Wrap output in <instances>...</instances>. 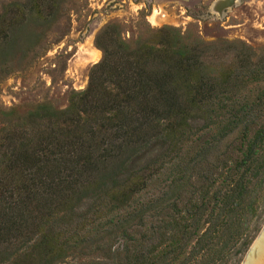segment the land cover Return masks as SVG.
I'll list each match as a JSON object with an SVG mask.
<instances>
[{
  "label": "trees",
  "instance_id": "1",
  "mask_svg": "<svg viewBox=\"0 0 264 264\" xmlns=\"http://www.w3.org/2000/svg\"><path fill=\"white\" fill-rule=\"evenodd\" d=\"M74 1L10 0L0 75ZM94 42L64 107L0 109V264H55L105 237L124 241L110 260L74 264H226L264 205V52L167 26L126 41L107 24Z\"/></svg>",
  "mask_w": 264,
  "mask_h": 264
},
{
  "label": "rangeland",
  "instance_id": "2",
  "mask_svg": "<svg viewBox=\"0 0 264 264\" xmlns=\"http://www.w3.org/2000/svg\"><path fill=\"white\" fill-rule=\"evenodd\" d=\"M10 0H0V12ZM75 0L68 18L53 26L43 50L21 68L0 75V109H26L39 102L56 107L69 94L85 88L90 67L101 58L95 35L107 24H118L124 40L150 36L163 27L206 42L242 41L256 53L264 52V0ZM153 14V15H152ZM98 59V60H97ZM86 206H81L85 209ZM250 224L253 240L232 251L226 264H242L264 227V205ZM258 229V230H256ZM101 243L102 246L97 247ZM121 237H105L84 249L70 252L55 264L110 260L123 246ZM240 251V250H239Z\"/></svg>",
  "mask_w": 264,
  "mask_h": 264
},
{
  "label": "bare ground",
  "instance_id": "3",
  "mask_svg": "<svg viewBox=\"0 0 264 264\" xmlns=\"http://www.w3.org/2000/svg\"><path fill=\"white\" fill-rule=\"evenodd\" d=\"M244 264H264V230L255 242Z\"/></svg>",
  "mask_w": 264,
  "mask_h": 264
},
{
  "label": "water",
  "instance_id": "4",
  "mask_svg": "<svg viewBox=\"0 0 264 264\" xmlns=\"http://www.w3.org/2000/svg\"><path fill=\"white\" fill-rule=\"evenodd\" d=\"M231 1L233 2L234 0H231ZM231 1H230V2H231ZM263 230H264V227H263V229L261 230V232L259 233V235L257 236V238L255 239V241L253 242V244L251 245V247L249 248V250H248V252H247V254H246V256H245V259H244V261H243V263H242V264H244V263H245V261H246V258L248 257L249 253L251 252V250H252V248H253V246H254L255 242L257 241V239H258V238L261 236V234H262Z\"/></svg>",
  "mask_w": 264,
  "mask_h": 264
}]
</instances>
